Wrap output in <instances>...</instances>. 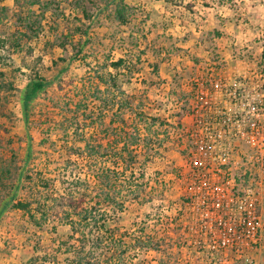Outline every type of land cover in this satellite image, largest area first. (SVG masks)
Segmentation results:
<instances>
[{"label": "rangeland", "instance_id": "374dc122", "mask_svg": "<svg viewBox=\"0 0 264 264\" xmlns=\"http://www.w3.org/2000/svg\"><path fill=\"white\" fill-rule=\"evenodd\" d=\"M44 4L49 6L50 11L49 16L38 25L40 35L37 40L35 39L37 36L34 39L40 46L37 45L36 50L28 45L29 37L27 39L13 31L19 24L16 22V16H11L10 8L7 14L0 15V212L14 195L18 175L23 173L15 201L5 209L8 214L0 220V238L3 241V237H11V240H8L9 244L1 246L8 255L17 249L15 246L17 240L19 243L23 242L24 248L13 256L18 260L16 264H69L67 258L70 254L67 253L70 251L73 256L75 250L72 249L73 246L61 244L70 242L71 228L67 216L78 220L80 209L57 199L67 191L75 193V198H80L82 194L88 199H94L95 163L92 161L97 160L104 164L109 159L103 160L101 156L103 154L110 156V152L106 153V147L98 146L104 140L107 124H101V120L98 119L97 124L93 125L95 118L90 119L93 115L88 118L85 115H89V112L87 114H83L82 111L76 112L75 103L80 99L78 95L81 93L88 95L92 110L94 106L91 99L95 96L98 97V101L110 102L112 99L115 104H119L125 96L130 95L127 92L129 90L127 82L132 76L129 72L121 77V80L125 81L119 83V94L113 97L110 95V98H105L95 82L98 79V71L103 72L101 66L105 58L111 53L107 50L117 49L121 43L115 38L120 32L112 16L115 7L105 11V0H82L79 5L76 0H48ZM83 9L88 12L91 19L83 18ZM138 9L132 8L130 17L142 13L136 12ZM175 14L183 16L182 11ZM95 15L97 16L93 19ZM78 19H82V22ZM138 19L142 23L148 18L142 13ZM33 21L38 19L33 18ZM89 37L91 39L87 47L82 48V45L86 44L85 39ZM113 38L115 41H112ZM31 47L33 53H30ZM77 49H83V52L76 54ZM112 55V59L119 58ZM72 57H75V60L71 61ZM131 59L128 61L131 62L130 67L133 70L136 64ZM36 75L46 78L53 84L32 102L28 115L23 101L29 80L34 79ZM117 97L122 98L118 100ZM142 100L147 103L148 115L162 119L155 111L158 106L151 102H149L151 106H148L144 95H138L133 107H137ZM165 103L172 112L179 109L176 108L175 101L169 104L170 101L167 100ZM125 111L126 119L130 123H139L142 128L146 127V122L134 121L135 115L131 112L133 110ZM161 114L166 115L165 112ZM72 119H75V125H80V132L66 135L61 125L63 122L69 124L68 121ZM120 122L121 120L116 119V124ZM88 124L95 126V130H89L84 135L82 128ZM155 130L160 134L164 129L160 130L157 124L153 131ZM153 131L152 139L158 154L153 153L154 159L146 167L145 179L137 178L140 186L136 194L129 192V178H120L122 182L118 187H121V192L117 197L124 199L126 207L119 216L112 218L107 227L114 234L117 243L122 241L123 246H118V249L127 251L129 256L138 257L135 260L137 264H153V260L158 264H188L186 262L188 255L186 259L185 252L180 250L182 244H179L180 237H185L187 230L181 222H177L178 225L173 231L170 228V224L175 223L177 219L174 206L184 204L187 199L185 191L187 173L190 169H196L192 161H202L214 152L211 153L212 147L207 149L192 144L184 146L181 138L171 132L167 138L161 134L156 139ZM111 133L110 130L109 134ZM143 133L145 134L144 131ZM165 138V145L161 148L159 143ZM86 142H90L92 147L97 149L99 152L98 155L95 154L97 158L87 157ZM245 148L248 150V147ZM143 159L142 154L141 160ZM7 169L8 173L5 172ZM201 169L196 170L203 172ZM241 179L245 184L249 181L247 176H242ZM19 201L31 205L30 210L34 211L36 220H32L24 213H14L16 208L13 205ZM87 203L90 207L89 200ZM61 223L65 225L61 226ZM169 231L172 234H168ZM76 239L71 241L72 244L78 245L77 241L81 237ZM89 239L85 244V253L93 252L98 255L102 254V251L111 252L110 244L105 243L97 248L93 244V238ZM137 239L140 244H135L134 241ZM33 245L36 246L34 252L31 249ZM76 250L80 251V248L77 247ZM152 250L156 252L151 253Z\"/></svg>", "mask_w": 264, "mask_h": 264}, {"label": "crops", "instance_id": "0c3cea01", "mask_svg": "<svg viewBox=\"0 0 264 264\" xmlns=\"http://www.w3.org/2000/svg\"><path fill=\"white\" fill-rule=\"evenodd\" d=\"M17 1L3 0L0 8H10L11 16L14 17L15 14H21L36 18L41 16L42 12L46 17L49 16L50 9H44L46 6L44 3L48 0H19L24 3L20 6L17 5ZM76 2L79 5L82 0ZM174 3L179 5L176 6ZM126 4L130 11L138 7L136 12L142 11L148 18L141 23L138 19L142 14L140 13L132 16L126 24H121L115 20L116 6H111L115 7L112 16L120 31L115 38L121 43H118L117 49H108L107 52H111L108 56L111 61L119 59L128 61L132 58L131 61L137 67L129 81H126L129 87L127 92L130 95H144L148 106H151L149 102L158 106V109H155L157 115L172 124L169 132L179 136L184 146L194 145L197 139H204L202 135L207 128H202L198 122L211 123V114H215V122L218 120L220 122L208 128L223 130L221 121L225 114H229L235 108L233 102L226 96L227 90H232L235 84L243 82L247 87L239 88V92L249 97L253 92L252 88L260 81L259 73H264V0H126ZM111 7H106L105 11ZM175 11L178 13L182 11L183 16L176 15ZM96 16H93V19ZM17 29H20V26H15L13 31ZM21 30L24 31L22 28ZM115 38L112 41H115ZM35 39L28 43L34 50L38 45ZM89 39L91 37L85 39L87 43L85 47ZM83 46L84 44L82 48ZM111 54L119 58L112 59ZM73 60L75 57H72L71 61ZM130 63L128 61V64ZM110 70L115 73L112 68ZM121 77L119 83L125 81L121 80ZM211 77L221 81V93L213 89ZM95 82L105 91L106 86L100 84L98 79ZM197 88H202L206 93L204 95L206 103L210 98L216 100L215 110L205 109L202 113L195 114L193 105ZM261 91L264 95V90ZM167 100L170 101L169 104L172 101L180 103L179 109L172 112L165 103ZM165 107L167 109H164ZM145 111L148 113L147 107ZM161 112H165L166 115L162 116ZM17 212L30 216L29 212L21 209H15L14 213ZM31 213L34 215L33 210ZM5 214L8 212L5 211L0 220ZM36 218L35 215V220ZM190 220L188 219V224ZM63 225L65 223H61V226ZM192 238L187 233L185 237L179 239V244H182L180 250L185 252L186 259L188 255L186 262L209 264L208 261H203L202 255L192 250ZM3 239L2 241L0 238V264H16L18 260L13 256L24 248L23 242L19 243L17 240L15 245L17 249L8 255L1 246L9 244L8 240H11V237ZM35 248V245L31 247L32 252ZM154 252L156 251H151ZM229 255L230 259H233L231 264H245L244 261L235 259L233 253ZM248 255L256 264H264V251L248 250ZM200 257H203L202 260H199ZM153 264L158 263L153 260Z\"/></svg>", "mask_w": 264, "mask_h": 264}, {"label": "built area", "instance_id": "2783aa9c", "mask_svg": "<svg viewBox=\"0 0 264 264\" xmlns=\"http://www.w3.org/2000/svg\"><path fill=\"white\" fill-rule=\"evenodd\" d=\"M259 74L260 81L249 97L239 92V88L247 87L243 82L227 90L235 108L221 121L223 130L208 128L220 122H215V114H211V123L198 122L207 129L204 139H197L194 145L212 147L214 154L192 161L196 169L204 171H188L187 199L174 206L177 219L170 224L171 231L177 222L183 223L193 237L192 250L209 264H231L230 253L245 264H256L248 250L264 251V73ZM210 83L221 93L220 80L211 77ZM205 94L202 88L196 89L195 114L216 109V100L210 98L206 103ZM242 176L249 178L247 184Z\"/></svg>", "mask_w": 264, "mask_h": 264}, {"label": "trees", "instance_id": "16d2710c", "mask_svg": "<svg viewBox=\"0 0 264 264\" xmlns=\"http://www.w3.org/2000/svg\"><path fill=\"white\" fill-rule=\"evenodd\" d=\"M2 1L3 0H0V3H2ZM105 2L106 7H111L113 5L116 6L115 20L119 21L121 24H126L131 18L130 7L126 4V0H105ZM17 3L18 5L24 4L19 0ZM44 9H49V6H44ZM7 11L8 8L6 7L0 8V15L7 14ZM82 14L83 18L91 19L86 10L83 9ZM15 15L17 18L16 22L20 26V29H17L15 34H19L25 38L29 37V41H33L35 36H37L35 38H38L40 35V28L38 25L42 24V21L45 20V13L42 12L41 16L36 17V20L38 19V21H33V18L29 16L25 17L21 14ZM78 20H80L79 22H82V19ZM21 28L24 31H22ZM35 28H37V30H35ZM31 33L34 35L32 36ZM87 35L88 34L86 33V36ZM86 44H84L83 48ZM29 50L30 53L34 52L32 48H29ZM82 52L83 49H80L76 54H81ZM130 65L131 64H128V61L124 59L111 61L109 56L106 57L103 65L101 66L103 72L98 71L97 73L99 83L106 86L105 91L98 87V90L105 95V98L109 97L110 95H112L110 97H113L115 94H119L120 76H125L127 72H129L131 75L136 72V65L133 67V70H131ZM110 68H112L115 73H113ZM52 84L53 83L51 81L41 77L40 75H36L34 79L29 81L23 101L25 112L28 115H30L31 112L32 102L36 100L39 95L43 94ZM78 96L80 99L75 103L76 112L80 113V111H82L83 114H87L89 112V115H85L88 118L90 115H93L90 117V119H93L92 117L95 118V121L92 122L93 125L97 124L98 119L101 120V124H107L105 127L104 140L99 143L98 146L100 148L106 147V153L110 152V156H106L104 154L101 156L103 160L106 158L109 159L106 160L104 164L100 161L98 162L97 160L92 161L95 163V171H93V178L95 181L94 199H88L81 193H79L81 194L80 198H75L76 194L70 191H67L66 194L61 195L57 199L62 203L68 202V205L74 207L75 209H80L78 220L72 219V216L70 215L67 216L69 222L68 225L71 228V234L69 236L70 242H62L61 246H73L72 249L75 250L73 256H71L70 251L67 253L70 254V257L67 258L69 264H137L135 260L138 259V257L129 256L127 251H120L118 249V246L122 247L123 243L122 241H118V243H122V245L117 243L116 239L114 238V234L110 231L107 225L110 221H112L113 217L122 213L126 207V202L124 199L117 197V195H120L121 192V187H118V184L122 182L120 178H129V192L136 194L140 186L138 185V179H145L146 167L147 165L151 164L154 159L153 153L156 152V155L158 154L157 149L154 147V140L152 139V131L154 127H156L158 124L160 130L164 129L163 131H160L162 132L160 134L157 133L156 130L153 131V133L156 134V139H158L161 134H164V136L167 138V135L169 134V128L172 127V124L166 120L160 119L159 117L148 115L145 111L147 105L143 100L138 103L137 107H133V104L137 101L138 97L135 94L125 96L122 102L119 101V104H115V101L112 99H109L110 102L107 100L98 101V97L95 96L91 99V102L94 106L92 110L89 105L90 99H88V95L81 93ZM117 98L118 100H121L122 97ZM126 109L133 110L131 112L135 115L134 121L146 122V127L142 128L139 123H130L128 119H126ZM116 119L121 120L122 123L120 122L119 124H116ZM74 121L75 119H72L71 121H68L69 124H67V122L62 123L61 128L62 130L64 129L63 131H65L66 135H70L71 133L78 134L80 132V125H75ZM92 124H88L82 128V133L84 135L87 134L89 130H95V126ZM110 130L112 131L111 134H109ZM166 138L163 141H160L159 146L161 148L165 145ZM86 149L88 153L87 157L90 159L97 158L95 154L98 155L99 152H97V149L92 147L90 142H86ZM142 154L144 155L143 160H141ZM5 172L8 173L9 170L7 169ZM128 173L129 177H127ZM18 176V184L14 187V195L1 210L0 216L4 213L5 209H7L13 203V201H15L17 192L20 190L23 173H20ZM78 179L80 180V178ZM146 185H149V183H146ZM88 200L90 201V207H88ZM13 207L29 212L31 219L35 220V215L31 213V205L29 203L19 201L16 202ZM42 215H45V213H42ZM106 235L108 237H104ZM79 236L81 239H78V245L72 244L71 241H76V238ZM91 237L93 238V244H95L97 248H100L105 243L110 244L112 247L110 249L111 252H109V250L106 252L102 251V254L98 255L93 252L85 253V244L86 242H89V238ZM134 242L135 244H140L138 239ZM77 247L80 248V251L76 250Z\"/></svg>", "mask_w": 264, "mask_h": 264}]
</instances>
